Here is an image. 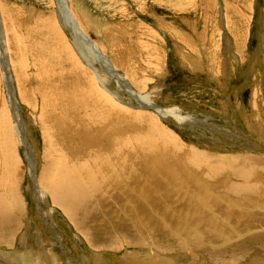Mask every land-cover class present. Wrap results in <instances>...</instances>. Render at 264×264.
I'll return each mask as SVG.
<instances>
[{"label":"rangeland","instance_id":"rangeland-1","mask_svg":"<svg viewBox=\"0 0 264 264\" xmlns=\"http://www.w3.org/2000/svg\"><path fill=\"white\" fill-rule=\"evenodd\" d=\"M0 212V264H264V0H0Z\"/></svg>","mask_w":264,"mask_h":264},{"label":"bare ground","instance_id":"bare-ground-1","mask_svg":"<svg viewBox=\"0 0 264 264\" xmlns=\"http://www.w3.org/2000/svg\"><path fill=\"white\" fill-rule=\"evenodd\" d=\"M62 12V11H61ZM64 13V12H63ZM64 21V23L66 24V26H68V28L72 31V22H71V20H70V18H68L67 16H66V18L63 20ZM73 21V20H72ZM74 24H75V22H74ZM78 28V27H77ZM79 29V28H78ZM74 30V29H73ZM76 30V29H75ZM80 32V31H79ZM73 33V32H72ZM76 35V34H75ZM75 35H74V33H73V37H75ZM77 37V36H76ZM78 37H80L79 35H78ZM77 37V38H78ZM82 38V37H81ZM75 39V38H74ZM83 39V38H82ZM79 42H80V39H77ZM75 42H76V40H75ZM86 42V41H85ZM89 45V44H88ZM78 46V45H77ZM76 46V47H77ZM83 47V46H82ZM85 47H86V45H85ZM84 49V48H83ZM81 51V50H80ZM83 54H85V53H83ZM87 54H89V52H87ZM95 54V53H94ZM2 55V54H1ZM80 55V54H79ZM96 55V54H95ZM94 55V56H95ZM99 55V54H98ZM83 56V55H82ZM90 57V56H89ZM83 60H84V62H85V64L86 65H90V64H88L87 63V61L84 59L85 57H81ZM92 58V57H91ZM98 60H99V62L97 61V59L96 60H94V62L95 63H98L100 66H104L105 65V60H104V56H99V58H98ZM3 61V60H2ZM1 61V62H2ZM105 61V62H104ZM4 62V61H3ZM91 62V61H90ZM92 63V62H91ZM90 66H92V65H90ZM6 67V66H5ZM1 68H2V72L5 74V72H4V66L3 65H1ZM7 68V67H6ZM91 68V67H90ZM99 69V68H98ZM102 69H103V67H102ZM95 70V69H94ZM97 71V70H96ZM109 71H110V69H109ZM8 72V71H7ZM98 72H100V71H98ZM102 72V71H101ZM104 72V71H103ZM93 73V72H92ZM96 73V72H95ZM98 74L99 73H97V76H98ZM99 75H101V74H99ZM3 77V82H4V86H5V89H6V94H7V97L8 96H12V98H13V94H12V90H11V81L8 79V75L6 74L5 76H2ZM99 78H100V76H99ZM117 78H119V76L117 77ZM126 80V79H125ZM97 81V80H96ZM101 81V83L102 82H104V81H102V79L100 80ZM98 82V81H97ZM103 85V84H102ZM102 87V86H101ZM105 87V86H104ZM130 87V86H129ZM95 88V89H94ZM103 88V87H102ZM106 88V87H105ZM104 88V89H105ZM123 88V87H122ZM124 89V88H123ZM106 90H107V88H106ZM105 91V90H104ZM126 91L128 92V94H129V96H131L130 94H132L133 93V91H131V90H129V88L127 87V89H126ZM90 92H92L93 93V95H95L96 97H98V98H100L101 100H103L104 101V98H103V96L102 95H96V93L98 92V90L96 89V87L94 86V83H92V84H90ZM107 92V91H106ZM131 92V93H130ZM99 93V92H98ZM110 94V93H109ZM114 94V93H113ZM134 94V93H133ZM113 98H114V96H112ZM132 97V96H131ZM135 97V96H134ZM134 97H132V98H134ZM115 99V98H114ZM119 99V98H118ZM97 100V99H96ZM95 100V101H96ZM99 100V99H98ZM98 102V101H97ZM122 101H120V103H121ZM96 103V102H95ZM123 103V102H122ZM148 104H149V101H148ZM102 107V106H101ZM148 108H150V106L149 107H147L146 106V109H148ZM153 109H155L153 112H155L158 116H160L161 118H162V115H161V109H160V111L159 110H157L156 108H153L152 107V110ZM166 112V111H165ZM172 112V111H171ZM170 112V113H171ZM12 119H13V124H14V130H15V135H16V137H17V140H18V142L20 143V145L23 147V149L26 151V152H28V147H29V145H27V143H26V141H25V137H24V128H23V125H22V122H21V120H20V117H19V110L17 109V108H15L14 110H12ZM13 130V131H14ZM30 153V152H29ZM30 157V156H29ZM31 158V157H30ZM31 160H32V158H31ZM234 205V204H233ZM233 207V206H232ZM154 209H155V207H154ZM157 209V208H156ZM155 209V210H156ZM0 215L1 216H4V220H10L8 217H7V214H2V212H0ZM177 217V216H176ZM184 221V220H183ZM1 223H4V221H2ZM3 226H0V232H5L4 230H2L1 228H2ZM9 256V255H8ZM148 257V256H147ZM6 262V261H5ZM4 264V263H3ZM166 264V263H165Z\"/></svg>","mask_w":264,"mask_h":264}]
</instances>
